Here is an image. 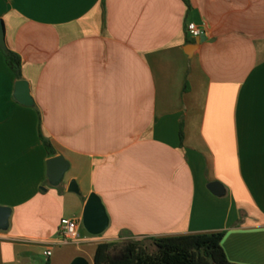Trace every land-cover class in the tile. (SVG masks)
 <instances>
[{
  "label": "crops",
  "instance_id": "0c3cea01",
  "mask_svg": "<svg viewBox=\"0 0 264 264\" xmlns=\"http://www.w3.org/2000/svg\"><path fill=\"white\" fill-rule=\"evenodd\" d=\"M0 19L34 101L0 48V264L221 232L230 262L264 264V0H0ZM45 140L69 163L58 184ZM91 194L110 219L98 236ZM63 219L79 223L69 243Z\"/></svg>",
  "mask_w": 264,
  "mask_h": 264
},
{
  "label": "trees",
  "instance_id": "16d2710c",
  "mask_svg": "<svg viewBox=\"0 0 264 264\" xmlns=\"http://www.w3.org/2000/svg\"><path fill=\"white\" fill-rule=\"evenodd\" d=\"M7 63L19 81L23 79V63L19 54L5 51ZM182 139L184 132H181ZM49 156H56L53 146L44 141ZM226 232L191 234L162 239L131 240L126 243H106L98 246L95 264H235L229 261L222 242ZM152 242L151 251L146 242ZM124 244V246H123ZM123 246V247H122ZM123 248L119 259L114 253ZM48 264V263H47Z\"/></svg>",
  "mask_w": 264,
  "mask_h": 264
},
{
  "label": "water",
  "instance_id": "95a60500",
  "mask_svg": "<svg viewBox=\"0 0 264 264\" xmlns=\"http://www.w3.org/2000/svg\"><path fill=\"white\" fill-rule=\"evenodd\" d=\"M202 37V36H201ZM0 48L7 51L6 33L3 21L0 19ZM16 99L24 105H33L29 84L22 80L17 83ZM69 169V163L63 156H56L48 161V176L52 183L58 184ZM210 191L217 197L224 194V187L218 182L209 185ZM71 192H78L76 182L71 183ZM12 215L10 208L0 206V230L9 227V220ZM84 226L87 231L95 236L103 234L110 226V219L101 198L91 194L84 209ZM72 264H89L84 258H77Z\"/></svg>",
  "mask_w": 264,
  "mask_h": 264
},
{
  "label": "built area",
  "instance_id": "2783aa9c",
  "mask_svg": "<svg viewBox=\"0 0 264 264\" xmlns=\"http://www.w3.org/2000/svg\"><path fill=\"white\" fill-rule=\"evenodd\" d=\"M188 35L193 39H198L203 35V30L195 23H190L187 27ZM79 223L74 219H63L59 231V236L62 243H69L76 240L78 236ZM47 257L52 256L51 251L45 253Z\"/></svg>",
  "mask_w": 264,
  "mask_h": 264
},
{
  "label": "rangeland",
  "instance_id": "374dc122",
  "mask_svg": "<svg viewBox=\"0 0 264 264\" xmlns=\"http://www.w3.org/2000/svg\"><path fill=\"white\" fill-rule=\"evenodd\" d=\"M124 243H126V242H124ZM146 244H147V246L150 248L151 251H154V246H153L152 242L148 241V242H146ZM63 245H64V244H63ZM123 246H124V244H123ZM123 246H122V247H123ZM122 247L119 248V249L114 253V257H115L116 259L121 258V256H122V250H123ZM61 249H67V246L61 247Z\"/></svg>",
  "mask_w": 264,
  "mask_h": 264
}]
</instances>
